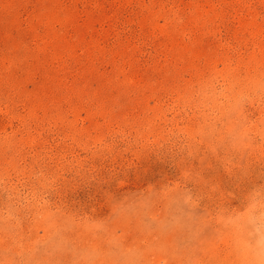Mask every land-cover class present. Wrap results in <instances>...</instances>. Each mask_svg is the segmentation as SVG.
Segmentation results:
<instances>
[{
	"label": "rangeland",
	"instance_id": "obj_1",
	"mask_svg": "<svg viewBox=\"0 0 264 264\" xmlns=\"http://www.w3.org/2000/svg\"><path fill=\"white\" fill-rule=\"evenodd\" d=\"M0 264H264V0H0Z\"/></svg>",
	"mask_w": 264,
	"mask_h": 264
}]
</instances>
